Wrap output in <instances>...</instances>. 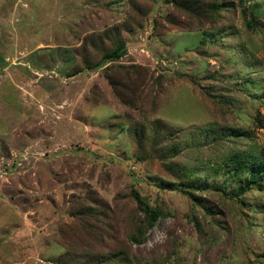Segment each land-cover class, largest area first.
<instances>
[{
    "label": "rangeland",
    "instance_id": "obj_1",
    "mask_svg": "<svg viewBox=\"0 0 264 264\" xmlns=\"http://www.w3.org/2000/svg\"><path fill=\"white\" fill-rule=\"evenodd\" d=\"M118 38L125 55L96 67ZM158 119L204 191L156 186L180 179L129 133ZM260 145L264 0H0V264L104 252L89 207L120 264H264V191L232 198L225 175ZM136 193L164 213L141 240Z\"/></svg>",
    "mask_w": 264,
    "mask_h": 264
},
{
    "label": "trees",
    "instance_id": "obj_2",
    "mask_svg": "<svg viewBox=\"0 0 264 264\" xmlns=\"http://www.w3.org/2000/svg\"><path fill=\"white\" fill-rule=\"evenodd\" d=\"M197 5H191V14L194 12V8ZM213 14H219L222 10L218 4L211 6ZM246 18V23L250 26V21L248 18L251 17L248 12L244 11ZM255 20V19H254ZM208 33L203 32L201 36L200 44H205L207 42ZM212 41V40H211ZM91 43H95V40L90 39ZM127 45L126 42L120 38L113 40L112 48L109 50H102V58L96 64V67L107 63V62H117L119 61L126 53ZM87 69H93L91 64ZM250 69H253L250 67ZM260 88L259 85L255 86ZM145 123L136 124L130 131V136L137 139L138 144L141 147H144V143L149 145L150 153L158 159L164 160L167 164V168L171 169L176 173L179 183H166L161 181L156 183V186L160 189H168L171 191L179 190L185 195H193V192L204 191L206 189L207 178L201 180V183H198L199 178L197 176V170L187 167L184 164H181L177 159V153L179 151L180 144L178 140L174 138V127L172 125L158 119L156 121H147ZM217 129V128H216ZM213 132L219 131L212 129ZM236 136L239 135L240 131H233ZM247 133V132H246ZM228 156V157H227ZM226 162L229 166V171L225 174L227 177H232L233 181L237 182V187L234 188L231 195L232 198L240 200V197L249 193L252 190L264 191V145L253 146L249 150H241L235 152H229L226 155ZM181 175V176H180ZM192 197V196H191ZM134 198L142 207V210L146 214V221L144 229H139L138 233L133 235L135 239H142L145 234V229L153 228L158 222L159 218L164 214L163 210L159 207H152L146 198H142L139 194H135ZM83 217L92 218L90 226L86 228V232H89L90 241L95 242V247L104 248V252L96 253L92 256H87L84 258L85 264H120L119 261H124L123 257L126 254L122 251H116L106 246L104 242H100L103 239V232L106 225L102 226L104 215L102 212H99L97 208H83ZM84 219V221L86 220ZM86 222V221H85ZM83 224V222H82ZM84 225V224H83ZM85 226V225H84ZM82 227V226H81ZM104 227V228H103ZM97 252V251H95ZM127 257V256H126ZM83 261V260H82ZM83 264V262H80ZM58 264H72L67 261L65 258H59ZM78 264V261H77Z\"/></svg>",
    "mask_w": 264,
    "mask_h": 264
}]
</instances>
